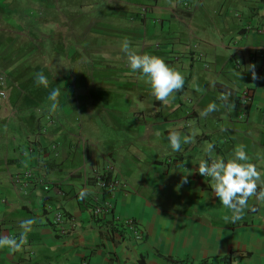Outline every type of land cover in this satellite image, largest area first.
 <instances>
[{
  "label": "crops",
  "instance_id": "0c3cea01",
  "mask_svg": "<svg viewBox=\"0 0 264 264\" xmlns=\"http://www.w3.org/2000/svg\"><path fill=\"white\" fill-rule=\"evenodd\" d=\"M203 1L197 0L195 4L204 5ZM252 1L250 4L241 2L244 13L235 16L243 19L238 21L231 46L222 41L218 43L221 48L232 49V53L229 62L226 58L212 63L213 74L208 70L207 75L212 77L207 103H202L201 95L196 96L189 111L172 120L153 111L162 120L153 121V128H137V138L141 141L159 134L165 150H170L174 157L165 159L168 155L165 151L162 157H141L119 153L113 147L98 153L99 141L94 130L68 128L66 122L48 112L45 115L49 116L46 121L50 125L44 128L41 115L24 110L14 118L17 112H12L17 122L5 120L0 128V238L15 239L19 248L0 246V264H233V261L264 264V200L249 198L241 219L226 220L225 216L231 217V210L215 196L211 179L200 176L197 171L200 159L207 158L206 142L214 145V155L225 160L232 158L234 150L242 144L250 158L248 162L257 166L264 179V125L261 124L264 81L263 78L252 81L251 73L245 71L249 64H255V70L264 68V0ZM150 3L144 4V9L140 7L138 15L140 13L141 19L157 20L163 29L168 28L170 22L184 24L190 18V12L181 9V5L187 6L184 1L176 0L175 8L159 7L157 0ZM75 14L83 16V13ZM0 18L8 19L3 15ZM202 41L214 46L205 39ZM192 48L195 46L188 49L190 53ZM166 49L173 51L169 46ZM2 55L3 51L0 52V69L7 68L9 72L17 69L13 56L4 58ZM176 58L172 54L169 60ZM233 70L242 73L239 80ZM186 82L180 94L187 89ZM245 89L251 90V105L239 118L243 111L240 96ZM13 91L15 104L19 105L20 92ZM228 91L232 93L230 102L235 105L233 112L237 113L234 118L244 120L242 123L220 117L218 113L225 109L221 108L211 113L217 120V128H189L191 118L198 119L210 102L220 104V94ZM152 99L160 106L161 102L154 96ZM180 102L178 98V104ZM63 103L59 105L68 117L72 103ZM252 116L261 124L260 128L244 124ZM173 129L182 136L194 133L195 143L182 144L180 151H172L167 136ZM21 141L25 142L20 144ZM28 142L34 144L32 151L25 148ZM130 145L128 142L126 148L130 149ZM105 167L111 168L112 177L121 188L102 192L92 183L93 172ZM25 170L31 175L24 176ZM185 175L188 182L182 184ZM42 182L46 183V189ZM262 185H258V191L264 190ZM82 188L89 190L83 199L79 198ZM104 202L111 205L109 214L93 218L91 205ZM57 210L66 218L71 217L74 223L63 235L56 233L51 225L53 212ZM124 217L133 219L141 234L139 240L122 226L120 220ZM28 220L35 222L27 229L22 228L21 222ZM67 225L65 221L64 226Z\"/></svg>",
  "mask_w": 264,
  "mask_h": 264
},
{
  "label": "rangeland",
  "instance_id": "374dc122",
  "mask_svg": "<svg viewBox=\"0 0 264 264\" xmlns=\"http://www.w3.org/2000/svg\"><path fill=\"white\" fill-rule=\"evenodd\" d=\"M152 1L0 0V15L8 18H0V52H4V58L13 56L18 65L11 72L7 68L0 69V128L5 120L17 122L12 118V112H17L13 115L15 118L24 110L41 115L42 127L46 128L50 125L46 121L49 116L46 118L45 115L48 112L66 122L68 128L94 130L99 141L96 145L98 153L113 147L119 153L141 157H162L164 151L168 154L165 159L174 157L170 150H165L159 134L141 141L137 138V128H153V121L162 120L153 111L172 120L188 112L196 96L201 95L202 103H207L212 77L207 72L210 70L213 74L212 63L228 60L232 53V49L221 48L218 43L222 41L231 46L238 21L243 19L235 15L243 14L244 8L242 0H204V5L200 6L195 4L197 0H181L187 4L181 5V9L190 12V18L184 24L170 22L169 27L163 29L157 20L141 19L140 13L138 15L139 8ZM243 1L246 4L253 2ZM175 3L176 0H157L159 7L175 8ZM75 13H83V16ZM125 37L139 53L159 56L180 71L187 81V89L182 94L177 92L170 103H161L157 107L151 90H148L147 78L130 69L120 50ZM203 39L214 46L205 44ZM192 45L195 49L192 48L190 53L188 49ZM167 46L173 49L172 53ZM172 54L177 57L175 61L169 60ZM255 71L261 77L258 81L262 78L264 81V68ZM37 73L47 77V87L36 83ZM59 86V103H72L68 117L60 105L56 111L51 110L52 101L48 96ZM197 87L203 91H197ZM13 90L20 92L19 105L14 101L16 93ZM132 110L136 112L132 114ZM218 114L223 119L244 121L234 118L237 113L233 110L224 109ZM189 122V128H217V120L211 114L191 118ZM244 124L249 128H260L264 125V117L261 124L254 116ZM128 142L130 149L126 148Z\"/></svg>",
  "mask_w": 264,
  "mask_h": 264
},
{
  "label": "clouds",
  "instance_id": "9594fccd",
  "mask_svg": "<svg viewBox=\"0 0 264 264\" xmlns=\"http://www.w3.org/2000/svg\"><path fill=\"white\" fill-rule=\"evenodd\" d=\"M120 50L127 59L128 66L133 72L141 73L147 78L146 82L151 88V94L155 99L163 104L170 103V99L175 98V94L184 88L185 78L183 74L176 68L165 63L163 58L141 54L133 49L129 38L125 37L120 45ZM256 65L249 64L245 71L251 73L253 81L260 79L255 71ZM241 72L233 70V75L239 80ZM38 85L47 87L48 79L43 73H37L35 77ZM197 91L203 89L197 87ZM61 86L54 88L48 96L52 101L51 110L56 111L59 107V96ZM232 93L222 92L219 96L220 104L210 102L205 109L200 112L201 117H207L213 112L219 111L221 108L232 111L235 107L230 102ZM172 151L181 150L182 144L195 143V135H181L177 130H170L167 136ZM214 145L206 142L205 153L207 158L200 159L198 164V174L202 177H209L212 181L211 187L215 196L219 198L220 203L232 212L231 217L225 216V219H231L233 222L242 218L244 210L248 208V200L255 197L257 200H264V190L258 191V185L264 184L261 173L258 171L254 163H250L249 157L245 152V146L239 145L234 150V156L225 160L224 157L214 155ZM183 166V164H182ZM190 175L191 173L188 172ZM187 175L182 176L181 183H187ZM179 187V186H178ZM89 194V190L82 188L79 191V198L83 199ZM253 211L255 209H252ZM34 220L21 222V227L27 229L33 224ZM23 236V233L21 234ZM7 245L12 248H19V244L13 238H0V246ZM233 264H239L233 261Z\"/></svg>",
  "mask_w": 264,
  "mask_h": 264
},
{
  "label": "built area",
  "instance_id": "2783aa9c",
  "mask_svg": "<svg viewBox=\"0 0 264 264\" xmlns=\"http://www.w3.org/2000/svg\"><path fill=\"white\" fill-rule=\"evenodd\" d=\"M240 98L242 99V104H243V111L241 114H239V118L249 110V107L251 105V90L250 89H245ZM25 148L27 151H32L34 148V144L32 142H28L25 145ZM23 175L28 177L30 176V171L25 170L23 172ZM112 170L110 167H105L102 169L100 172H93L92 177L94 178L95 185L98 187L99 190L102 192H110L116 188H121V184L117 181L116 178L112 177ZM44 185V189L47 188V185L45 182H42ZM111 205L108 202L104 203H94L91 205L90 208V215L93 218H103L107 214H109ZM68 221L67 227L64 226V222ZM122 223V226L129 231L131 237L134 239L139 240L141 238L140 232L135 228L134 221L131 217H124L120 220ZM113 222L111 221V224ZM51 225L54 228L55 232L63 235L68 233L70 229L73 228L74 223L71 217L66 218L60 211H54L52 220H51ZM84 264V263H83Z\"/></svg>",
  "mask_w": 264,
  "mask_h": 264
},
{
  "label": "trees",
  "instance_id": "16d2710c",
  "mask_svg": "<svg viewBox=\"0 0 264 264\" xmlns=\"http://www.w3.org/2000/svg\"><path fill=\"white\" fill-rule=\"evenodd\" d=\"M156 163H158V162H156ZM90 179H91L92 183H93V184H95V182H94V178H93V177H91ZM261 187H263V188H264V184H263ZM258 189H259V188H258ZM167 259H169L171 262H173V263H174V260H171L170 258H167ZM202 262H204V261H202Z\"/></svg>",
  "mask_w": 264,
  "mask_h": 264
}]
</instances>
